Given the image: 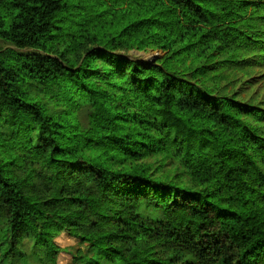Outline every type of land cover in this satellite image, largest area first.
Instances as JSON below:
<instances>
[{
  "label": "trees",
  "instance_id": "16d2710c",
  "mask_svg": "<svg viewBox=\"0 0 264 264\" xmlns=\"http://www.w3.org/2000/svg\"><path fill=\"white\" fill-rule=\"evenodd\" d=\"M0 41V264H264V0H0Z\"/></svg>",
  "mask_w": 264,
  "mask_h": 264
},
{
  "label": "rangeland",
  "instance_id": "374dc122",
  "mask_svg": "<svg viewBox=\"0 0 264 264\" xmlns=\"http://www.w3.org/2000/svg\"><path fill=\"white\" fill-rule=\"evenodd\" d=\"M5 46V43L0 41V47ZM131 55L136 56L140 59L143 60H149L153 57L162 55V52L160 51H137V50H132L130 52ZM62 244L69 250L76 252L80 247H84V245L82 244V241L76 237H61L60 238ZM60 259L62 260V262H66L65 259H67L65 257L64 254H61Z\"/></svg>",
  "mask_w": 264,
  "mask_h": 264
}]
</instances>
